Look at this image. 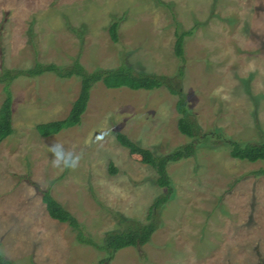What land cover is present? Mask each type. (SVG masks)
<instances>
[{
    "label": "rangeland",
    "instance_id": "obj_1",
    "mask_svg": "<svg viewBox=\"0 0 264 264\" xmlns=\"http://www.w3.org/2000/svg\"><path fill=\"white\" fill-rule=\"evenodd\" d=\"M114 20L118 41L109 33ZM178 23L194 30L182 84L203 131L260 142L264 0H0V73L79 58L89 72L126 63L173 77L183 64L174 52ZM11 89L14 132L0 143V251L16 264H98L104 253L51 218L41 191L50 189L99 242L120 228L119 216L145 221L165 189L115 132L157 154L189 142L177 128V98L97 82L82 122L43 137L36 125L68 116L80 78L21 76ZM4 99L0 84V106ZM260 169L264 161L233 158L224 144L170 164L175 194L158 211L151 241L109 264H264Z\"/></svg>",
    "mask_w": 264,
    "mask_h": 264
},
{
    "label": "trees",
    "instance_id": "obj_2",
    "mask_svg": "<svg viewBox=\"0 0 264 264\" xmlns=\"http://www.w3.org/2000/svg\"><path fill=\"white\" fill-rule=\"evenodd\" d=\"M119 22L114 20L109 33L114 41L119 40ZM194 30H183L179 23L175 30L176 41L174 52L183 63L175 76L164 74L136 72L126 63L113 69L99 68L92 72L86 70L84 65L76 58L73 64L59 66L55 63L43 64L37 62L28 69H3L0 73V84L3 85L5 99L0 106V143L14 132L13 127V92L11 85L18 77H38L45 73H54L62 79L72 77L80 78V91L73 101L68 116L62 120L48 121L36 125L38 133L43 137L61 132L65 128L76 126L82 122L91 96V90L97 82H102L108 88L127 87L133 90L153 91L164 88L177 98L176 111L178 113L177 128L181 134L190 139L189 142L173 148L165 154H157L153 150L142 146L122 131H116L117 141L131 154L140 156L141 161L150 166L155 172V183L165 189V193L158 196L149 208L145 221L119 216L120 228L107 231L99 242L85 232L78 218L59 202L50 189L42 190V201L46 206L49 216L58 222L67 223L75 233L76 241L82 245L93 246L104 253L98 264H109L116 253L127 247H139L149 243L153 234L159 227L158 211L162 209L175 194V188L168 167L170 164L193 157L201 147H213L224 144L229 148L233 158L249 162L264 161V134L257 143L240 142L225 136L222 131L214 130L204 132L197 121L192 109L188 105V94L183 90L182 79L185 74L186 39L193 35ZM221 143H218L220 142ZM111 173L118 169L113 163L109 168ZM257 176H264V169L255 171ZM0 264H16L12 259L0 251Z\"/></svg>",
    "mask_w": 264,
    "mask_h": 264
}]
</instances>
